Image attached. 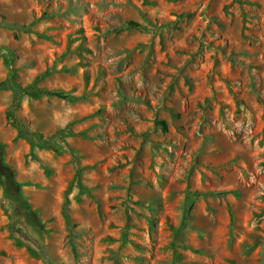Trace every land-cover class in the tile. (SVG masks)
I'll list each match as a JSON object with an SVG mask.
<instances>
[{
	"label": "rangeland",
	"instance_id": "rangeland-1",
	"mask_svg": "<svg viewBox=\"0 0 264 264\" xmlns=\"http://www.w3.org/2000/svg\"><path fill=\"white\" fill-rule=\"evenodd\" d=\"M0 166V264H264V0H0Z\"/></svg>",
	"mask_w": 264,
	"mask_h": 264
},
{
	"label": "trees",
	"instance_id": "trees-1",
	"mask_svg": "<svg viewBox=\"0 0 264 264\" xmlns=\"http://www.w3.org/2000/svg\"><path fill=\"white\" fill-rule=\"evenodd\" d=\"M128 26L132 27V28L139 27V25L136 23H129ZM6 85H7V82H6ZM11 89H12V92L14 93V96H15V100L12 102V104L10 106V115L12 117L14 126L19 131L24 133L25 135H29L39 142H46V141H43L41 135L35 134V133L34 134L29 133L27 126L25 124L21 123L20 120L16 117L14 110L18 107V105H17L18 101H20L23 96H30L33 94H36L37 96L55 97V98L63 99V100H67L70 97L67 95H64L63 93L58 92V91L45 90L42 88H38L34 84L30 85L29 87H27L25 89H17L14 87H11ZM163 126H164V124H163ZM5 171H6V168L4 166H0V174L4 173ZM7 175H6V180L8 182L7 188L9 190H12L16 196H19L18 185L13 180V178H11L10 176H7ZM77 177L78 176L76 175V179H77ZM79 187H80V185H79ZM13 193H12V195H13Z\"/></svg>",
	"mask_w": 264,
	"mask_h": 264
}]
</instances>
